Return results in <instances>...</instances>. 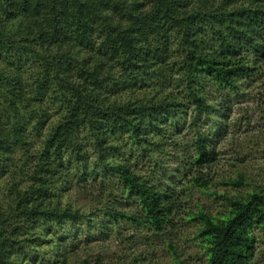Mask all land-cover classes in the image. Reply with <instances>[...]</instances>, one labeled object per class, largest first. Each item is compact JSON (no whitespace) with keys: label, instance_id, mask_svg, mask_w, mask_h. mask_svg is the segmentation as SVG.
<instances>
[{"label":"trees","instance_id":"trees-1","mask_svg":"<svg viewBox=\"0 0 264 264\" xmlns=\"http://www.w3.org/2000/svg\"><path fill=\"white\" fill-rule=\"evenodd\" d=\"M263 58L264 0H0V264H31L27 248L46 264L78 262L68 234L54 232L99 217V209L87 215L61 204L58 188L76 174L85 187L87 176L94 184L103 172L96 195L107 199L106 216L174 235L184 195L208 187L201 168L215 161L223 135L214 124L210 140L199 125L214 108L205 83L237 92L261 73ZM148 79L153 92L137 94ZM115 80L128 95L106 90ZM190 112L193 151L177 135ZM171 150L185 161L167 185L153 174ZM71 154L81 163L72 173L63 159ZM137 155L151 165L143 164L149 177L132 165ZM111 174L115 186L105 182ZM226 199L222 212L198 206L185 215L199 222L206 264H257L264 187ZM108 222H98L104 239Z\"/></svg>","mask_w":264,"mask_h":264},{"label":"rangeland","instance_id":"rangeland-1","mask_svg":"<svg viewBox=\"0 0 264 264\" xmlns=\"http://www.w3.org/2000/svg\"><path fill=\"white\" fill-rule=\"evenodd\" d=\"M260 71V74L250 80L245 79L237 92L218 88L209 82L205 83L206 99L214 108L211 116L207 114L201 116L199 125L201 130L207 131L210 140L212 139L210 137L214 135L212 130L214 124L220 125L223 135L217 143L215 161L201 168L208 179L206 191L195 188L190 190L189 196L184 195L186 208L182 212L183 217L175 220L177 225L174 227V235L170 238L153 234L145 228H136L134 224L118 216L115 218L106 216L104 207L107 205V199L96 195L99 192V180L103 176L101 171L94 184L90 183V178L87 176L85 187H81L84 186L78 183L81 176L76 174L67 178L66 186H59L62 205L76 207L87 215L99 209L96 211L99 217H93L91 221L87 218L76 222L65 221L60 228H54V232L58 235L66 232L68 236L64 241L71 245L80 259L86 260V263L79 259L72 264H128L129 262L136 264L137 260L139 264H206L204 248L195 235L199 222L196 219H186L185 215L196 212L198 206L213 214L222 212L226 209L227 196L243 193L246 189L264 187V62ZM23 74L28 75L24 70ZM145 83L147 86L138 89L137 94L148 95L153 92L149 86L154 84L153 80H144L138 85ZM106 90L118 97L128 95V90L124 88L120 80L109 83ZM192 114L190 112L186 119L182 118L178 123L179 127H182L177 134L178 139H183L189 145L194 137L193 130L188 128ZM37 142L35 141L34 144L37 145ZM189 151H193L192 145ZM170 153L172 154L169 156L160 155L161 160L167 164L163 168L159 167L153 174L156 178L160 177L161 182L167 185L173 184L177 175V172L173 174L169 172L172 169L182 168L185 161L182 158L184 156L178 151L171 150ZM132 154L136 157L134 152H131ZM13 155L18 157V152L15 150ZM72 156V154L63 155L64 164L71 167L68 169L71 173L74 169L81 168V163ZM154 156L157 157V154L155 153ZM88 158L90 159L86 161L91 165L94 162V155L90 154ZM142 161L144 162L138 155L131 160L132 165L142 168L143 173L149 177L148 169H143V164L147 168L151 165L148 166V163ZM108 176V181L105 180V182L115 186L116 176L112 174ZM190 177L189 174L185 178ZM157 181V184L160 183L159 180ZM119 189L116 187L120 194ZM85 190L86 193L89 191L92 193L86 194ZM177 191L181 192L179 189ZM117 204L128 210L138 207L137 202L134 201L117 200ZM103 219L109 221L107 231L110 232V236L105 239V235L98 234V222ZM259 236L262 237L257 243L259 249L255 258L257 264H264V236L262 233H259ZM41 258H37L27 248L24 256L27 263L46 264L45 259Z\"/></svg>","mask_w":264,"mask_h":264}]
</instances>
